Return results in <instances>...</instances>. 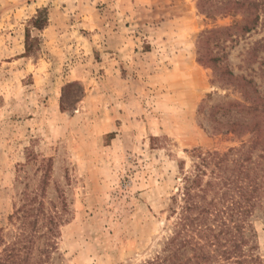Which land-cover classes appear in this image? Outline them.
Here are the masks:
<instances>
[{
	"label": "rangeland",
	"instance_id": "374dc122",
	"mask_svg": "<svg viewBox=\"0 0 264 264\" xmlns=\"http://www.w3.org/2000/svg\"><path fill=\"white\" fill-rule=\"evenodd\" d=\"M41 9L39 31L29 21ZM238 19L206 18L197 0H0V228L15 195L38 185L45 201L67 203L62 264L153 257L191 151L225 152L249 138L214 133L251 113L230 109L244 102L240 86L197 61L199 35ZM27 28L38 39L29 56ZM263 38L258 27L218 48L220 65L256 84L258 117ZM251 221L264 256L261 209Z\"/></svg>",
	"mask_w": 264,
	"mask_h": 264
},
{
	"label": "trees",
	"instance_id": "16d2710c",
	"mask_svg": "<svg viewBox=\"0 0 264 264\" xmlns=\"http://www.w3.org/2000/svg\"><path fill=\"white\" fill-rule=\"evenodd\" d=\"M197 8L210 19L239 16L229 26L206 29L199 35L197 61L240 86L244 102H235L230 109L251 113L248 120L234 117L222 125L216 123L214 133L249 138L225 152L191 151V167L182 169L180 184L170 198L169 235L153 257L141 264H264L251 221L255 210L264 213V117L255 115L262 98L252 79L235 76L220 65L225 55L218 50L220 44L264 27V0H197ZM47 21V11L41 9L29 27L40 31ZM263 41L255 43V50L263 47ZM34 43L38 39H30L27 28L28 56ZM36 186L32 195L25 191L15 195L7 226L0 228V264H62L58 239L60 227L69 220L67 203L64 198L58 203L45 201Z\"/></svg>",
	"mask_w": 264,
	"mask_h": 264
}]
</instances>
